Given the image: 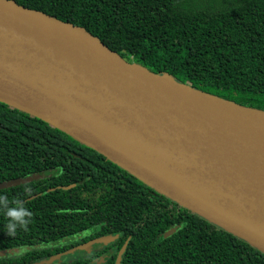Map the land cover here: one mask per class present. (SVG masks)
Instances as JSON below:
<instances>
[{"label":"trees","instance_id":"16d2710c","mask_svg":"<svg viewBox=\"0 0 264 264\" xmlns=\"http://www.w3.org/2000/svg\"><path fill=\"white\" fill-rule=\"evenodd\" d=\"M15 1L84 27L148 71L264 110V0ZM36 174L0 188L7 208L19 201L31 212L26 229L9 236L0 202V264H27L104 234L117 238L98 264H114L122 244L119 264H264V252L245 240L66 130L0 99V181ZM50 187L56 188L45 191ZM93 258L98 253L50 264Z\"/></svg>","mask_w":264,"mask_h":264},{"label":"water","instance_id":"95a60500","mask_svg":"<svg viewBox=\"0 0 264 264\" xmlns=\"http://www.w3.org/2000/svg\"><path fill=\"white\" fill-rule=\"evenodd\" d=\"M0 94L264 252L263 109L148 71L84 27L15 0H0ZM37 176L3 180L0 188ZM115 237L27 264H50Z\"/></svg>","mask_w":264,"mask_h":264},{"label":"clouds","instance_id":"9594fccd","mask_svg":"<svg viewBox=\"0 0 264 264\" xmlns=\"http://www.w3.org/2000/svg\"><path fill=\"white\" fill-rule=\"evenodd\" d=\"M0 202L6 207L5 214L10 218L6 234L9 236L15 235V230L18 226L26 229L29 220L25 219V217H31V212L27 211L19 201L14 202L16 203V207L7 208L8 200L4 196H0ZM27 251L26 247H22L19 254L24 255Z\"/></svg>","mask_w":264,"mask_h":264},{"label":"flooded vegetation","instance_id":"af4514ba","mask_svg":"<svg viewBox=\"0 0 264 264\" xmlns=\"http://www.w3.org/2000/svg\"><path fill=\"white\" fill-rule=\"evenodd\" d=\"M104 235H111V234H104ZM113 235H116V234H113ZM100 236H102V235H100ZM92 238H94V237H92ZM116 238H117V235H116V237L113 240H111L109 242H106V243H93L91 245V248L89 250H85V249H75L72 252H69L67 254H62L57 260H54V261H57L58 263H61L63 261H65V262L66 261H70V260H72V259H74L76 257H88L89 255H93V254L98 253V258L97 259L96 258H93V261L96 260V262H94L93 264H98V262H103L105 260V258L108 255V251L109 250H112V249L115 248L114 246H111L110 244H112L116 240ZM89 239H91V238H89ZM89 239H87V240H89ZM87 240H85V241H87ZM82 242H84V241H82ZM73 246H75V245H73ZM73 246H70V247H73ZM122 246H123V244L117 249L116 256L118 254L119 249ZM70 247H67V248H70ZM67 248H65V249H67ZM65 249H63V250H65ZM63 250H61V251H63ZM61 251H58V252H61ZM77 252H79V254L74 255L75 257H73L72 259L66 260V257L68 255H72L73 253L76 254ZM116 256H115V259H114V264H115V261H116Z\"/></svg>","mask_w":264,"mask_h":264},{"label":"rangeland","instance_id":"374dc122","mask_svg":"<svg viewBox=\"0 0 264 264\" xmlns=\"http://www.w3.org/2000/svg\"><path fill=\"white\" fill-rule=\"evenodd\" d=\"M0 95H1V97H2V94H0ZM66 241H68V240H65V242H66ZM14 253H15L14 250H11V251L5 252L4 255H5V254H6V255L9 254V255L11 256V255H14ZM77 254H79V252H77L76 254L73 253L72 255H68V256L66 257V260L72 259L73 257H75L74 255H77Z\"/></svg>","mask_w":264,"mask_h":264},{"label":"bare ground","instance_id":"6f19581e","mask_svg":"<svg viewBox=\"0 0 264 264\" xmlns=\"http://www.w3.org/2000/svg\"><path fill=\"white\" fill-rule=\"evenodd\" d=\"M2 97H3V96H2ZM40 112L43 113V114H44L45 116H47V117H51V115H49V114H47V113H45V112H43V111H41V110H40Z\"/></svg>","mask_w":264,"mask_h":264}]
</instances>
